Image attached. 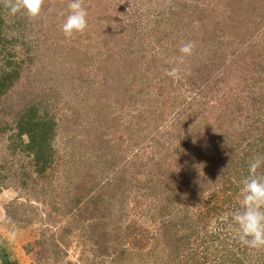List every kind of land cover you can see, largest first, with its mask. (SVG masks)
Returning a JSON list of instances; mask_svg holds the SVG:
<instances>
[{"label":"trees","instance_id":"16d2710c","mask_svg":"<svg viewBox=\"0 0 264 264\" xmlns=\"http://www.w3.org/2000/svg\"><path fill=\"white\" fill-rule=\"evenodd\" d=\"M60 1L45 0L42 10ZM126 1L132 9L126 22L103 34H114L121 49L126 44L112 80L126 107L137 103V112L121 123V117L96 108V92L102 89H79L86 117L97 112L112 129L98 134L84 127L87 138L78 151L83 157L90 148L109 156L111 149L121 151L127 139L134 161L64 158V191L58 204L55 199L51 204L66 223L54 230L58 218L49 214L53 224L42 225L27 250L46 257L65 253L62 236L82 225L94 250L117 264H264V249L242 246L231 220L241 210L240 188L249 162L264 156V0ZM102 2H95V14ZM27 23L24 14L10 15L0 4V99L22 79L25 59H15V48L34 29ZM189 41L195 47L181 62L179 48ZM114 52L103 61L109 73ZM59 54L50 50L49 56L55 60ZM63 62L62 75L52 74L56 82L73 79V64ZM174 67L178 79L166 74ZM51 88L31 86L27 99L22 93L19 107L9 112L13 126L0 116V132L14 129L13 151L30 159L24 185L34 173L38 180L48 176L53 186V175L61 170L54 139L70 115L52 111L60 89ZM105 113L112 117L104 119ZM257 174H264V166Z\"/></svg>","mask_w":264,"mask_h":264},{"label":"rangeland","instance_id":"374dc122","mask_svg":"<svg viewBox=\"0 0 264 264\" xmlns=\"http://www.w3.org/2000/svg\"><path fill=\"white\" fill-rule=\"evenodd\" d=\"M92 1L94 0H84V6L88 13L87 29L83 33L74 34L72 38H66L61 30V25L68 14L67 0H61L60 5L56 8L48 6L47 10H42L40 16L34 20L29 19L24 14L29 25L34 27V29L30 28L29 33H26V36L21 37L22 39L16 43L15 59L19 61L25 59L24 62L22 61L24 73L14 89L0 99V110L5 108L4 111H0V116L5 122L13 126L15 118L9 112L19 107L17 104L22 102L20 100L22 93H25V99L28 98L25 91L31 86L46 91L51 90V87L58 86L60 96L57 101L55 100L52 111L57 110L58 114L64 118L70 116L67 117L69 118L68 121H63L54 139L56 158L62 165L59 167L61 170H57L53 175V186L49 185L48 176H43L38 180L34 173L32 174L33 178L26 179L30 184H23L24 174L30 167L27 164L30 159L19 150L13 151L11 136L14 129L11 126L4 132H0V241L13 256L15 254V264H117L112 262L110 256H101L94 250L89 242L91 236L82 225L69 234V237L62 236L61 246L63 250H66L65 253L61 252L59 255L54 254L46 257L27 250L28 244L33 243L37 238L40 227L44 224H53L49 214L52 213L58 218L53 224L54 230L57 229L56 226L66 223V220L62 218L61 210H55L51 204L54 199L58 204L57 196L64 191L61 182L64 180L62 171L64 158H73V155L76 154L74 158H87L86 161H89L88 158H121L120 162L126 158L125 163H133L134 161L135 150L134 152L129 151L127 139H123L121 151L111 149L109 156H105L106 154L100 156L91 148H88L89 152L84 157L79 155L78 146L83 143L84 137L87 138L84 127L97 130L100 134L110 126L98 116L97 112L89 114L90 119L86 117V109L80 103L81 97L84 95L83 89L87 90L89 86L93 89H102L101 93L96 92V108H104L110 115L114 114L121 117L118 119L121 123L127 124L130 117L137 112V103L131 108L126 107V103H124L126 99L122 101L125 98L123 93L116 89L115 82L112 80V77L117 75L115 73L116 66L124 59L125 53L123 51L121 55L120 51L125 50L123 46L126 44L121 49L118 44H121L122 41L114 34L109 33L110 37L106 33L103 34V30H106L105 32L111 29L120 30V23L123 25L126 22L124 21L126 20L125 17L132 9L126 0H95L94 4L103 1L99 5V10H101L95 14ZM106 8L107 11L103 12L102 10H106ZM97 29L99 31H96ZM111 49L116 52H114V57L108 60L112 66V71L109 73L105 71L103 61L107 59V53ZM50 50L60 52L55 60L49 56ZM30 55L35 57L31 61L27 60V56ZM64 59L66 62L70 61L69 64H73V74H71L73 79L65 78L63 82H56V75L53 77L52 74L57 72L59 77L62 75ZM34 77L38 78L35 83L32 82ZM79 89L82 91L79 92ZM103 91L107 94L103 95ZM97 96L99 97L98 100ZM75 110L81 115L76 113L78 117H75L76 114H72ZM110 115L105 113L104 119L105 117H112ZM111 129L112 127L107 132ZM109 135L107 138L111 139ZM92 138L95 139V136ZM146 143L144 141L142 145ZM143 148L145 158L148 159L147 146ZM148 148L150 150V147ZM135 167L136 164L131 166L130 174H135ZM29 217L32 218L33 222H26ZM9 242L12 243L9 245ZM67 243H71V245H66Z\"/></svg>","mask_w":264,"mask_h":264},{"label":"clouds","instance_id":"9594fccd","mask_svg":"<svg viewBox=\"0 0 264 264\" xmlns=\"http://www.w3.org/2000/svg\"><path fill=\"white\" fill-rule=\"evenodd\" d=\"M45 0H0L10 15L25 14L29 19H36L42 12ZM68 14L61 30L66 38L83 33L88 27L87 9L84 0H67ZM195 47L194 42H186L179 48L181 62L190 56ZM166 74L173 79L179 78V69L171 68ZM264 166V156H255L249 162V175L243 178L240 188L241 210L231 214L236 226V237L242 246L250 249H264V174L258 175V169Z\"/></svg>","mask_w":264,"mask_h":264},{"label":"water","instance_id":"95a60500","mask_svg":"<svg viewBox=\"0 0 264 264\" xmlns=\"http://www.w3.org/2000/svg\"><path fill=\"white\" fill-rule=\"evenodd\" d=\"M0 262L1 264H12L7 252L4 250L1 244H0Z\"/></svg>","mask_w":264,"mask_h":264},{"label":"crops","instance_id":"0c3cea01","mask_svg":"<svg viewBox=\"0 0 264 264\" xmlns=\"http://www.w3.org/2000/svg\"><path fill=\"white\" fill-rule=\"evenodd\" d=\"M11 239V238H10ZM0 243H1V245L3 246V247H5L6 248V246L0 241ZM10 243H12V242H9V245H10ZM6 251H7V253H8V256H9V258H10V260H11V262L13 263V264H15V254H14V256L10 253V251H8V249L6 248Z\"/></svg>","mask_w":264,"mask_h":264}]
</instances>
